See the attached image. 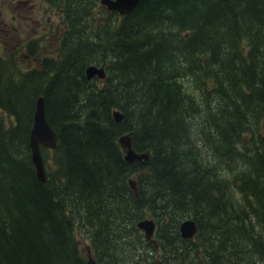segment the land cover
Returning <instances> with one entry per match:
<instances>
[{"label": "trees", "instance_id": "1", "mask_svg": "<svg viewBox=\"0 0 264 264\" xmlns=\"http://www.w3.org/2000/svg\"><path fill=\"white\" fill-rule=\"evenodd\" d=\"M41 1L60 22L54 54L30 40L34 67L0 58V264H86L84 247L94 264H264V0H141L122 17ZM38 97L56 135L44 183L28 147ZM127 133L144 165L124 162Z\"/></svg>", "mask_w": 264, "mask_h": 264}, {"label": "water", "instance_id": "2", "mask_svg": "<svg viewBox=\"0 0 264 264\" xmlns=\"http://www.w3.org/2000/svg\"><path fill=\"white\" fill-rule=\"evenodd\" d=\"M141 0H99V6L106 12L116 13L119 17L128 14L133 10ZM103 67L90 65L84 69V78L89 81L96 78L99 83L104 79ZM112 120L115 124L121 122L122 116L118 111H113ZM117 145L123 154V160L131 165L138 162L144 165L149 158V152L136 153L131 147L130 133L121 135L117 139ZM56 146V135L50 128L44 116V102L42 97H38L34 104L32 115V124L28 135V147L30 151V160L33 165L35 176L40 183L45 182L44 163L40 150L52 151ZM127 185L134 196L137 195L136 183L133 177L127 180ZM136 229L142 233L143 238L154 245L153 234L155 224L152 219L146 218L135 225ZM196 226L193 220L185 219L178 225V234L181 239L191 240L194 238ZM86 255V264H94L87 247H84Z\"/></svg>", "mask_w": 264, "mask_h": 264}, {"label": "rangeland", "instance_id": "3", "mask_svg": "<svg viewBox=\"0 0 264 264\" xmlns=\"http://www.w3.org/2000/svg\"><path fill=\"white\" fill-rule=\"evenodd\" d=\"M18 1L21 0H0V58L12 57L23 69H29L35 62L25 58L21 48L27 41L39 40V56L50 57L56 49L60 22L41 0H28L32 7L28 9L26 5L17 7ZM53 27L58 30L55 35ZM79 245L83 249V241Z\"/></svg>", "mask_w": 264, "mask_h": 264}, {"label": "flooded vegetation", "instance_id": "4", "mask_svg": "<svg viewBox=\"0 0 264 264\" xmlns=\"http://www.w3.org/2000/svg\"><path fill=\"white\" fill-rule=\"evenodd\" d=\"M29 4V1L28 0H21V1H18L17 2V7H21V6H24V5H26V7H27V9L28 8H32L31 7V5H28ZM48 10H50L49 8H47ZM103 9V8H102ZM54 28V35L56 34V31H58V30H56V27H53ZM61 28V27H60ZM25 58H26V55L24 56ZM33 60V59H32Z\"/></svg>", "mask_w": 264, "mask_h": 264}, {"label": "bare ground", "instance_id": "5", "mask_svg": "<svg viewBox=\"0 0 264 264\" xmlns=\"http://www.w3.org/2000/svg\"><path fill=\"white\" fill-rule=\"evenodd\" d=\"M105 68V67H104ZM106 79V78H105ZM94 80V79H93ZM92 81V80H91ZM132 142V141H131ZM184 240V239H183Z\"/></svg>", "mask_w": 264, "mask_h": 264}]
</instances>
